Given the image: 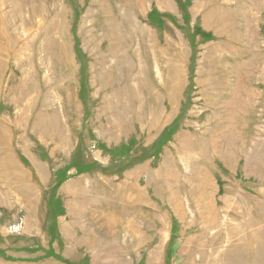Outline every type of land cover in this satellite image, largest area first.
<instances>
[{
    "label": "rangeland",
    "instance_id": "374dc122",
    "mask_svg": "<svg viewBox=\"0 0 264 264\" xmlns=\"http://www.w3.org/2000/svg\"><path fill=\"white\" fill-rule=\"evenodd\" d=\"M64 260L264 264V0H0V264Z\"/></svg>",
    "mask_w": 264,
    "mask_h": 264
},
{
    "label": "trees",
    "instance_id": "16d2710c",
    "mask_svg": "<svg viewBox=\"0 0 264 264\" xmlns=\"http://www.w3.org/2000/svg\"><path fill=\"white\" fill-rule=\"evenodd\" d=\"M196 32L197 33H199L202 37H204V38H208L209 37V34H207V33H204V32H201L199 29H196ZM65 264H72V263H70V262H68V261H66V260H64L63 261Z\"/></svg>",
    "mask_w": 264,
    "mask_h": 264
},
{
    "label": "bare ground",
    "instance_id": "6f19581e",
    "mask_svg": "<svg viewBox=\"0 0 264 264\" xmlns=\"http://www.w3.org/2000/svg\"><path fill=\"white\" fill-rule=\"evenodd\" d=\"M113 32H114V31H113ZM113 32H112V33H113ZM113 40H116V39H113ZM113 40H112V41H113ZM112 41H110V42H112ZM113 44H114V43H112V45H113ZM116 44H117V42H116ZM112 45H111V43H110V47H111ZM114 46L117 47V45H115V44H114ZM111 49H115V48H114V47H113V48H109V50H111Z\"/></svg>",
    "mask_w": 264,
    "mask_h": 264
}]
</instances>
